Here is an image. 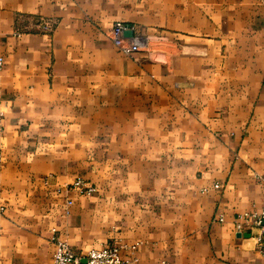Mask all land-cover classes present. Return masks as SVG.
<instances>
[{
    "label": "crops",
    "instance_id": "obj_1",
    "mask_svg": "<svg viewBox=\"0 0 264 264\" xmlns=\"http://www.w3.org/2000/svg\"><path fill=\"white\" fill-rule=\"evenodd\" d=\"M0 58V264H52L55 238L264 264L234 229L264 195V0H0Z\"/></svg>",
    "mask_w": 264,
    "mask_h": 264
},
{
    "label": "built area",
    "instance_id": "obj_2",
    "mask_svg": "<svg viewBox=\"0 0 264 264\" xmlns=\"http://www.w3.org/2000/svg\"><path fill=\"white\" fill-rule=\"evenodd\" d=\"M126 31H133V34L127 36L124 34ZM110 37L114 46L128 56L140 50L144 44V37L134 33V26L122 21L114 22L110 30ZM1 63L2 59L0 58V65ZM217 186L215 184V187ZM64 188L66 191L73 190L86 196L93 194L96 190L93 183L81 177L67 183ZM71 202L70 199L66 200L67 205H70ZM234 229L240 234L247 230L256 229L254 235L256 248L264 257V195L258 210H246L237 215L234 221ZM54 243L52 264H135L137 262L135 250L138 243L124 244L121 241H116L98 248H91L85 253H78L64 239L55 238ZM121 250L127 251L128 257L124 259L120 254ZM83 260L84 262H82Z\"/></svg>",
    "mask_w": 264,
    "mask_h": 264
},
{
    "label": "water",
    "instance_id": "obj_3",
    "mask_svg": "<svg viewBox=\"0 0 264 264\" xmlns=\"http://www.w3.org/2000/svg\"><path fill=\"white\" fill-rule=\"evenodd\" d=\"M124 34L127 36H131L133 34V31H126ZM82 262H84V260Z\"/></svg>",
    "mask_w": 264,
    "mask_h": 264
}]
</instances>
